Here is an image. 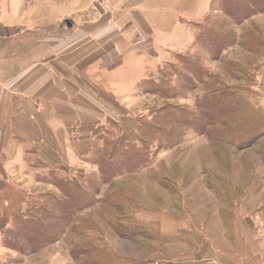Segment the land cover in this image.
<instances>
[{
    "label": "rangeland",
    "instance_id": "374dc122",
    "mask_svg": "<svg viewBox=\"0 0 264 264\" xmlns=\"http://www.w3.org/2000/svg\"><path fill=\"white\" fill-rule=\"evenodd\" d=\"M45 1L36 0V4L46 5ZM47 1H53L57 9L67 2ZM92 1L104 9L114 3V0ZM260 1L257 4L243 0L238 10L227 6L228 13L222 10L223 1L154 2L161 6V14L168 16L161 28L168 35L165 48L156 46L158 58L141 54L142 67H131V53H125L116 77L117 88L124 91L120 102L135 114L131 128L137 127L136 117L159 109L176 118L184 109L188 113L184 115L197 121V126L189 128L183 124L182 128L172 129L175 133L181 130L182 137L173 140L171 147L160 150L145 166L102 173V169L110 167L94 157L92 149L111 139V131L93 120L83 119L75 125V114L82 110L73 111L66 124L79 133L72 137L70 134L73 141L70 145L64 134H57L56 139L62 159L69 164L65 165L68 171L56 165L33 167L24 173L18 168L12 175L17 188L29 196L60 197L56 186L40 178L47 168L60 167V171L74 174L80 184L86 185L87 181L88 193L94 199L73 214L70 225L55 241L38 251L5 247L0 232V264H141L150 257L191 255L198 253V249L202 255L206 252L213 255L214 247L220 251L237 250L236 245L242 243L256 247L264 264V127L258 126L256 133H250L249 129L242 132L229 119L245 110L258 111L264 117V10L259 9L264 0ZM208 28L223 29L228 36L225 41L215 37L220 42L212 51L194 38L196 32ZM187 53L196 55L193 67L199 69L195 75H187L186 85L183 77H171L181 84L176 96L162 98L140 90L137 82L146 69L153 77H157L159 70H177L181 66L179 57ZM187 76L185 73L184 77ZM217 96L222 97V104L215 102ZM237 97L246 104L235 106L232 99ZM209 119L214 123L206 126L202 134L197 132L199 125ZM232 127L237 132L233 133ZM88 130L92 139L77 137ZM112 136L117 140L115 133ZM85 144L92 148L81 162L77 160V150ZM183 225L199 237L193 235L189 242L182 234L159 235L162 227L178 229Z\"/></svg>",
    "mask_w": 264,
    "mask_h": 264
},
{
    "label": "crops",
    "instance_id": "0c3cea01",
    "mask_svg": "<svg viewBox=\"0 0 264 264\" xmlns=\"http://www.w3.org/2000/svg\"><path fill=\"white\" fill-rule=\"evenodd\" d=\"M91 1L67 0L57 9L47 0L41 6L36 0H0V189L7 182L16 185L12 174L18 168L22 173L56 165L67 170L56 139L61 133L72 144L70 134L79 131L66 123L78 109L75 125L93 120L120 142L135 139V114L120 102L124 91L117 88V71L125 53H131V67H142L141 54L160 57L157 47L165 48L168 35L161 28L168 16L154 4L157 0H114L105 9ZM145 72L141 79L149 76L150 70ZM89 131L77 137L92 139ZM91 148L82 145L77 160L82 162ZM183 226L162 227L159 235L182 234L189 242L199 237ZM236 248L214 247L213 255L198 249L191 255L150 257L141 264L263 263L256 247L242 243Z\"/></svg>",
    "mask_w": 264,
    "mask_h": 264
},
{
    "label": "trees",
    "instance_id": "16d2710c",
    "mask_svg": "<svg viewBox=\"0 0 264 264\" xmlns=\"http://www.w3.org/2000/svg\"><path fill=\"white\" fill-rule=\"evenodd\" d=\"M215 1L220 3L223 1L225 8H222V10L226 11L227 6H230L233 10H238L243 0ZM251 1L257 4L262 2L260 0ZM259 9L264 10V5ZM226 12L228 13V11ZM215 37L220 38L221 41H225L228 38L223 29H217V31L215 29L212 31L209 28L201 32H196L194 38L195 41H201L200 45L202 47L204 46L206 50L212 51L217 48L220 42ZM179 59H181L179 70H173L172 68H169L171 72H162L159 70L157 77L149 75L141 79L138 82L140 90L146 93H155L162 98L176 96L181 84L178 83L179 81L177 79H172L171 77H183V83L186 82L184 83L186 85L189 81L187 75H195L196 69H199L193 67L196 65L193 63L197 59L196 55L190 53H187V55L182 54ZM185 73L187 77H184ZM221 98L217 96L215 102L222 104L223 101ZM232 103L235 106H243V104H246L239 97L233 98ZM183 110L181 111L180 109L181 113L177 118L163 109L153 111L151 114H144L141 117H136L137 127L135 129L134 140L131 142H120L119 139L113 140L111 138L107 139L104 145L93 147V156H96L100 161L110 167V169H102L103 172H101H115L118 169L131 171L152 162L160 150L171 147L173 140L182 137L181 130L175 133L171 132L172 129L176 126L177 128H182L183 124H186L189 128L197 126V121L194 119L193 121L191 119L188 120V115H184L187 112ZM251 111L249 110L248 112L245 110V112L242 111L239 114L233 115L229 118L231 125H236L235 128H240L239 131L242 132L249 129L248 131L250 133H256L258 126L261 128L264 127V117L259 115L258 111L255 113ZM217 114L221 115L219 111ZM213 121L209 119L202 126L199 125L197 132L202 134L204 128L213 124ZM235 128H231L233 133L237 132ZM40 178L56 186L59 189L60 197H55L52 194L50 196L48 194L29 196L20 188H17L19 186L8 182L0 189V232L4 235L2 239L3 246L13 250L27 252L40 250L41 247L55 241L57 236L64 231L63 229L70 225L73 220V214L88 206L94 199L93 195L88 193L87 188L90 185L87 181L86 185L80 184L71 172H63L56 168L48 169L42 173ZM42 199H44L43 203L41 202ZM56 211H60V214H56Z\"/></svg>",
    "mask_w": 264,
    "mask_h": 264
},
{
    "label": "built area",
    "instance_id": "2783aa9c",
    "mask_svg": "<svg viewBox=\"0 0 264 264\" xmlns=\"http://www.w3.org/2000/svg\"><path fill=\"white\" fill-rule=\"evenodd\" d=\"M108 0H100V2L104 3V2H107Z\"/></svg>",
    "mask_w": 264,
    "mask_h": 264
}]
</instances>
